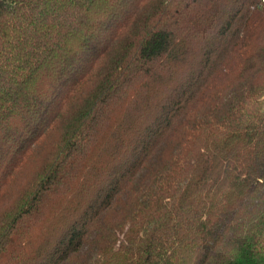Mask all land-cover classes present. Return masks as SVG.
I'll return each mask as SVG.
<instances>
[{
	"label": "trees",
	"instance_id": "16d2710c",
	"mask_svg": "<svg viewBox=\"0 0 264 264\" xmlns=\"http://www.w3.org/2000/svg\"><path fill=\"white\" fill-rule=\"evenodd\" d=\"M0 264H264V0H0Z\"/></svg>",
	"mask_w": 264,
	"mask_h": 264
}]
</instances>
